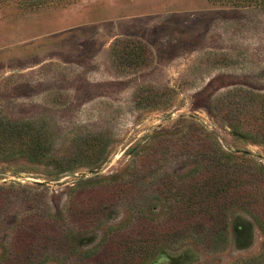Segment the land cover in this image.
<instances>
[{
    "label": "rangeland",
    "instance_id": "1",
    "mask_svg": "<svg viewBox=\"0 0 264 264\" xmlns=\"http://www.w3.org/2000/svg\"><path fill=\"white\" fill-rule=\"evenodd\" d=\"M240 87L264 94V0H0V264H18L2 255L36 205L28 227L53 237L43 264H264L261 193L215 210L217 225L194 202L180 224L194 163L166 134L196 121L264 166V145L207 107ZM26 122L39 159L10 127Z\"/></svg>",
    "mask_w": 264,
    "mask_h": 264
},
{
    "label": "trees",
    "instance_id": "2",
    "mask_svg": "<svg viewBox=\"0 0 264 264\" xmlns=\"http://www.w3.org/2000/svg\"><path fill=\"white\" fill-rule=\"evenodd\" d=\"M236 92L238 94H235ZM235 97L238 99L235 100ZM243 97L252 98L249 103L246 102L248 103L247 106L244 105L245 102L242 103L241 99ZM258 97L261 100H256ZM263 98L264 94H258L240 87L229 91L222 97L211 99V103L207 107L212 117L227 119V126L238 138L250 139L255 143L258 142L264 145ZM258 105L261 106L260 111ZM10 127L18 128L20 137L30 136L25 141L27 148L21 150L30 159H39L46 154L47 151L41 137H38V135L32 136V124L29 122L15 123L14 125L11 124ZM186 127L188 131L166 133L167 135L180 134L182 137H187V141L191 144L190 159L194 163V166L180 177L181 194L185 189L190 191L186 197L182 195L177 200V205L184 208L182 209L184 214L181 215L180 224L185 225L183 222L188 218V213L185 211L187 208L192 207L194 202L203 205L197 213L200 216L199 220L213 221L215 225L218 221L223 222L222 216H213L215 210L219 212L229 208L230 205H239L246 211H250L249 205L255 204L250 201L257 200L259 193L264 196V166L255 167L256 165L250 163L252 156L249 152L244 151L242 154L236 155L232 151L225 150L213 133L208 132L206 127L200 123L190 122ZM133 160L136 166L140 164L143 167L147 157L142 154V150H139L134 153ZM186 178L189 179L186 180ZM245 191L246 193L243 194ZM25 192L26 190L23 191V194H20L22 198L29 196L24 194ZM25 200L29 203V206L33 202L29 198ZM36 208L38 210L37 214H31L27 222L23 220L20 223V229L15 232L16 243H12L7 248V251L2 255L5 258L6 255L8 256L11 253L10 256L13 257L14 261L16 258L18 264H31V261L36 260L40 261L39 264H43V261L48 258L47 252L42 250L41 260L38 257L37 249L40 245L47 249V245L50 244L53 237L46 231V228L42 232H31L28 227L29 223L43 219L42 214L44 213L39 211L37 205ZM31 211L32 208H30ZM223 226L225 227L224 224ZM35 264L37 263L35 262Z\"/></svg>",
    "mask_w": 264,
    "mask_h": 264
},
{
    "label": "flooded vegetation",
    "instance_id": "3",
    "mask_svg": "<svg viewBox=\"0 0 264 264\" xmlns=\"http://www.w3.org/2000/svg\"><path fill=\"white\" fill-rule=\"evenodd\" d=\"M237 230V235H240V233L242 232L241 228H236Z\"/></svg>",
    "mask_w": 264,
    "mask_h": 264
}]
</instances>
